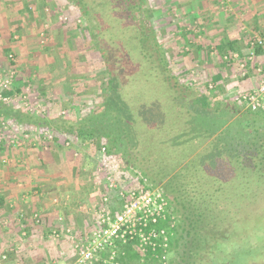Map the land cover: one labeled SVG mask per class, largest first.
I'll use <instances>...</instances> for the list:
<instances>
[{"label":"rangeland","instance_id":"obj_1","mask_svg":"<svg viewBox=\"0 0 264 264\" xmlns=\"http://www.w3.org/2000/svg\"><path fill=\"white\" fill-rule=\"evenodd\" d=\"M146 3L169 70L158 73L155 64L141 61L121 92L128 103L160 105L161 137L169 142L145 138L162 162V176L143 171V183L165 197L178 233L191 224L205 232L212 224L226 228L225 241L218 243L225 249L221 264H264V182L249 172L256 157L264 156V113L231 102L236 90L257 84L264 54L255 55L242 76L240 58L221 68L220 56L229 52L214 48L233 41L234 51L247 57L249 43L264 37V0ZM85 27L66 0H0V93L14 91L2 101L45 120L90 115L103 99L106 74ZM216 74L222 78L218 86L211 80ZM201 95L208 99L203 110L192 102ZM49 130L0 120V264H72V244L61 228L76 238L91 231L107 195L106 179L126 190L142 186L134 170H124L102 148ZM221 135L232 152L222 148ZM214 146L222 159L215 171L209 161ZM52 231L61 235L53 238ZM186 237L162 264L182 262Z\"/></svg>","mask_w":264,"mask_h":264},{"label":"trees","instance_id":"obj_2","mask_svg":"<svg viewBox=\"0 0 264 264\" xmlns=\"http://www.w3.org/2000/svg\"><path fill=\"white\" fill-rule=\"evenodd\" d=\"M66 1L76 8L79 18L86 24L85 30L89 33L90 44L97 52L106 74L101 103L87 117L77 121H65L63 119L45 120L14 111L0 99V120H11L28 128L51 129L49 131L69 136L81 144L102 148L106 156L119 160L124 170L129 172L134 170L142 187H147L143 180L148 179V173L145 176L142 172L149 170L151 177L156 173L162 176V162L156 159L154 149H148L145 138H149L152 143L159 138V143L167 145L169 141L161 137V132L164 130V113L155 101L147 104L137 103V105L126 102L121 91L125 80L140 68L141 61L155 64L158 73L169 70L170 61L161 55L158 48L157 37L151 22V11L146 6V0ZM186 34L188 32L184 30L182 36ZM233 44V41L221 40L214 46L218 54L229 52L226 56L219 55L220 63L223 67L226 64L233 65L236 61L232 59V55L237 54L240 61L245 63L246 70H249L250 63L246 62V57L242 59L239 52L234 51ZM184 45H187V42ZM195 47L196 50L202 49L200 44ZM253 52L255 55L263 54L260 47L256 46ZM262 73L264 75V70ZM211 80L216 85L222 79L217 74ZM19 90L17 88L16 91L19 92ZM13 93L14 91L4 90L1 92V97H10ZM199 100L202 102L198 103ZM192 102L201 110L208 107V99L202 95L193 99ZM211 130L209 129L208 132ZM52 141L56 143V137H53ZM218 141L224 145L222 148H225L226 152H232L231 142L224 140L222 135ZM174 142L171 140L170 144ZM235 144L240 145L238 142ZM211 150L212 160L209 158V161L212 162L211 165H214L211 169L215 171L219 168L218 163L222 159L218 158L219 149L214 146ZM155 170H157L156 173H154ZM169 224L170 222H159L155 226L167 231L165 253L174 251L179 246V241L185 236L189 238L184 245L185 250L179 255L182 262L177 264H221L220 259L225 249L223 246H218V243L225 241L226 228L212 224V226L209 225L212 230L207 229L208 232H205L203 226L191 224L188 230L181 229L178 233L176 225L170 227ZM134 243L135 241L125 245L117 244L118 248L115 250L111 264H162L161 258L164 252L161 247L158 246L153 251L148 248L143 256L134 248ZM107 258L108 253L102 252L98 261L93 264H107L110 262H104ZM228 260H231V257ZM228 264L231 262L228 261Z\"/></svg>","mask_w":264,"mask_h":264},{"label":"built area","instance_id":"obj_3","mask_svg":"<svg viewBox=\"0 0 264 264\" xmlns=\"http://www.w3.org/2000/svg\"><path fill=\"white\" fill-rule=\"evenodd\" d=\"M249 51L246 62L254 58L253 48L260 47L264 54V37H258L249 43ZM237 54L232 55L233 60H238ZM238 62H241L238 60ZM242 76L247 71L245 63H239ZM262 69H256L261 74L256 86L248 91H237L231 98L232 104L251 113H264V75ZM209 88H212L211 86ZM0 99L5 100L1 97ZM103 150V149H102ZM107 195L102 198V205L94 215V223L89 233L78 238L71 235L70 229L61 228L65 236H69L73 250L72 264H93L99 259L102 252L108 253L107 264H111L115 256L117 244H127L135 241L134 248L145 255L149 248L153 251L156 247L163 249L164 259L167 247V231L164 228H156L159 222H170L173 227V217L165 197L158 191L147 187L126 190L118 187L113 179H106ZM120 201V204L111 206L110 200ZM36 218V215H34ZM60 220V219H59ZM60 233L52 231L51 236L58 238ZM159 241V244L157 242ZM62 254V253H60ZM6 257L3 256L2 259Z\"/></svg>","mask_w":264,"mask_h":264},{"label":"flooded vegetation","instance_id":"obj_4","mask_svg":"<svg viewBox=\"0 0 264 264\" xmlns=\"http://www.w3.org/2000/svg\"><path fill=\"white\" fill-rule=\"evenodd\" d=\"M262 157V159L261 156L256 157V159L259 160L250 164L251 167H249V172L254 177L255 182L258 180V178L264 182V156L262 155ZM242 165H244V162H242ZM260 185H264V183Z\"/></svg>","mask_w":264,"mask_h":264},{"label":"crops","instance_id":"obj_5","mask_svg":"<svg viewBox=\"0 0 264 264\" xmlns=\"http://www.w3.org/2000/svg\"><path fill=\"white\" fill-rule=\"evenodd\" d=\"M263 57V56H262ZM223 66H222V64H221V68H222ZM217 75V74H216ZM222 79V78H221ZM220 82H222V81H220ZM219 84V83H218ZM218 84H217V86H218ZM221 85L223 84V83H220ZM256 85V84H255ZM255 85L253 84V85H246L247 86V88L248 89H246V90H244V91H248V90H250V89H252V88H254L255 87ZM238 90H236L235 92H237ZM239 91H242V90H239ZM0 198H1V200H3V198H2V196L0 195ZM4 229V228H3ZM5 231V230H4ZM52 264V263H51Z\"/></svg>","mask_w":264,"mask_h":264}]
</instances>
